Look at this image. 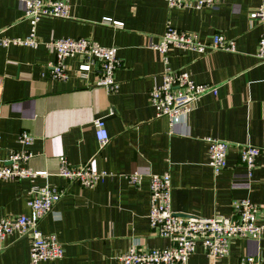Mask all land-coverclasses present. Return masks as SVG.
Returning <instances> with one entry per match:
<instances>
[{
	"label": "crops",
	"instance_id": "1",
	"mask_svg": "<svg viewBox=\"0 0 264 264\" xmlns=\"http://www.w3.org/2000/svg\"><path fill=\"white\" fill-rule=\"evenodd\" d=\"M263 0H216L212 6H168L165 0H69L68 17L41 16L35 24L41 39L60 36L89 37L115 45L121 65L115 69V90L94 84L76 72L79 56L64 62L68 75L53 78L47 63L54 58L45 44L0 43V155L29 150L28 164L48 175L33 183L65 188V194L39 223L43 233H54L63 256L40 264H121L117 256L137 248H162L169 239L149 225V178L139 186L126 175L136 169L169 172L171 209L179 215H231L233 201L249 198L264 222V154L249 175L240 160L239 143L264 146V59L257 55L264 25L250 12ZM21 0H0V36H24L30 24ZM103 17L123 22L105 24ZM192 30L208 40L215 32L233 38L236 50L221 48L198 52L171 45L165 54L169 66L188 70L196 82L217 86L202 94L185 121L171 124L156 117L149 88L160 80L162 54L151 45L166 23ZM102 117L109 135L99 147L94 119ZM34 138L18 141L21 131ZM206 137L230 143L226 167L215 175L207 164ZM72 165L89 162L110 173L93 186L70 182L59 175V157ZM28 179L0 180V217L28 214ZM264 257V237L236 238L229 254L208 257L200 245L187 264H236L242 255ZM0 264H29V238L0 240Z\"/></svg>",
	"mask_w": 264,
	"mask_h": 264
},
{
	"label": "built area",
	"instance_id": "2",
	"mask_svg": "<svg viewBox=\"0 0 264 264\" xmlns=\"http://www.w3.org/2000/svg\"><path fill=\"white\" fill-rule=\"evenodd\" d=\"M165 1L168 6L201 8L212 6L216 0ZM21 2L24 18L30 24L28 33L24 36H0V43L25 44L33 47L40 43L45 44L54 53V58L47 63L49 74L57 79H64L68 75L64 59L68 56H79L80 60L76 67L79 77L86 79L89 71L96 69L95 85L109 91L117 88L114 72L121 65V59L115 45H103L89 37L60 36L41 39L36 35L35 24L41 16H69V0H21ZM250 17L264 25V0L250 12ZM102 22L116 27L123 25L121 20L111 17H103ZM171 45L198 52L209 48L234 51L236 42L221 32H215L210 39L204 40L192 30L180 29L170 22L166 23L158 40L151 45L162 54L164 68L160 72V80L149 88L148 95L155 116L158 118L166 116L171 124H176L185 121L202 94L207 92L215 94L217 86L196 82L188 70H175L170 67L165 52ZM257 55L264 59V30L260 35ZM93 125L99 147H102L109 140L104 119L102 117L94 119ZM33 138L28 131L23 130L18 141L23 145H30ZM205 141L208 144L207 164L217 175L227 165L230 143L217 137H206ZM237 146L240 160L247 166L251 175L257 157L264 154V146L251 143H239ZM32 156L29 150H9L5 157L0 155V180L28 179L32 182L26 199L29 213L0 217V240L10 236L28 237L29 264H40L42 261H55L63 256V245L57 236L54 233H43L39 229V223L65 194V188L49 183L41 185L33 183L34 178H45L48 173L30 167L28 162ZM59 175L70 182L91 187L110 173L94 168L89 162L72 165L65 157L60 156ZM144 176L149 178V225L156 234L169 239L170 245L146 249L133 245L117 256L121 264H187L197 245H200L211 259H220L229 254L234 239L264 237V222L259 221V207L249 198L235 199L232 214L228 216L179 215L171 209L169 172L152 173L136 169L128 173L126 178L130 184L139 186ZM236 264H264V257L245 254Z\"/></svg>",
	"mask_w": 264,
	"mask_h": 264
}]
</instances>
